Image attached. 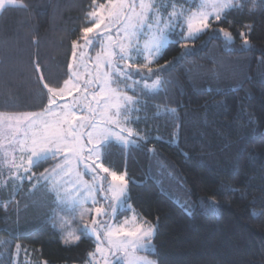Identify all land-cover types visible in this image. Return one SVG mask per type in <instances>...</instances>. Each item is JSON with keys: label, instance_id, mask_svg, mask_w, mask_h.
Instances as JSON below:
<instances>
[{"label": "trees", "instance_id": "1", "mask_svg": "<svg viewBox=\"0 0 264 264\" xmlns=\"http://www.w3.org/2000/svg\"><path fill=\"white\" fill-rule=\"evenodd\" d=\"M16 4L0 13V114L40 113L49 103L44 83L62 88L69 79L72 41L94 24L88 22L94 6L92 0ZM250 4L222 23L213 20L196 38L171 33L151 66L165 69L145 80L133 76L140 84L126 90L141 101L130 121L135 143L110 141L101 150L103 167L127 176L126 202L157 225L148 253L156 264H264V7L249 12ZM170 7L171 0L165 13ZM212 28L231 31L232 41ZM91 47L95 53L98 43ZM157 77L164 84L142 93L141 85ZM61 160L48 158L32 174ZM10 193L0 192V264H12L18 246L34 264L88 261L95 239L62 243L56 217L64 211L46 186Z\"/></svg>", "mask_w": 264, "mask_h": 264}, {"label": "snow or ice", "instance_id": "2", "mask_svg": "<svg viewBox=\"0 0 264 264\" xmlns=\"http://www.w3.org/2000/svg\"><path fill=\"white\" fill-rule=\"evenodd\" d=\"M5 3L16 6V0H0V9H2ZM94 10L88 13L89 23L95 19L96 22L91 27H84L81 29L82 38L85 45L91 47L94 46L96 41L100 39V36L108 35L111 29L108 31L101 32L102 26L105 25L104 12L107 11V20L109 23L113 20H118L119 24L123 26V31L129 35L127 44L120 43L119 51H116V43L109 38V46L105 47L104 55L106 59L103 61L104 66L109 69L107 73V79L109 84L121 83L127 80H131V84L124 83V89L135 91L139 85V80L133 79V76H139L141 80L151 78L156 72H161L165 69L166 65H160L158 68L153 69L148 65L154 62L155 58L159 56L161 49L167 42V34L175 30L176 25H180V31H184V27H187L183 39H193L199 34L209 30L212 24V18L215 17L217 23H222L227 20V14L230 11L243 12L247 3V0H199L197 10H191L185 8L183 4L178 5L175 0H171V11L164 14V10L169 7V0H139V11H137L136 0H107L109 7L106 8L105 4H101L99 9H95L96 0H92ZM185 3H196V0H185ZM19 7H27V5L20 4ZM264 7V0H251L248 11L253 12L257 7ZM98 17V18H97ZM151 21V22H150ZM231 25L233 21H228ZM147 27L150 35L145 40L143 48L140 47L139 41L135 44L132 43V35H144V28ZM250 27V26H249ZM120 31V28H117ZM223 33L226 41H232L231 31L225 28H212V34L216 35ZM245 36V33H241ZM249 40L245 36L244 45L247 46ZM80 45L78 41H72L73 55L75 56V50ZM187 50V45H184ZM141 51L147 53L145 59L147 63L143 65L126 64L121 67L117 61H132L133 59H139ZM132 52H136V57L131 55ZM99 59V57H98ZM170 63V62H166ZM37 71L40 70L37 64ZM69 69L72 68V64H69ZM144 69H147V73H144ZM41 81L44 77L41 76ZM91 84L92 82H87ZM164 84V80L157 77L151 85L144 84L141 92L145 89H156ZM43 87L47 89L49 93V105H56V97L63 96L65 92L71 94L72 87L70 86V80L64 81L62 88L50 87L47 83H44ZM110 94L114 97L115 102L110 105V114L106 119L105 123L108 126L104 129H98L96 125H92L93 131L100 139L96 145L88 149V154L91 156L95 154L97 159L102 156L101 150L105 147L106 143L110 142L111 136L114 134L124 144L133 143L130 139L135 133L131 130L128 131V137L120 136L119 133H113L110 131L111 127L115 125L119 127L121 120L120 117L124 116V123H127L130 119L129 116L124 115L125 112L139 111L135 108V105L141 103L138 97L128 96L126 93H121L119 89L110 90ZM85 95H87V86H85ZM73 110L72 105H65L63 108L64 117L63 119H57L54 121H48L46 119L40 120V128L33 132L30 140L25 135V139L18 141L20 144V151L22 153H31L28 156L29 167H24L23 164H16V158L13 154L11 160L8 159V154L4 153L3 159H0V177L3 176V169L5 167L9 170V176L6 179H0V188L7 187L9 181L13 182V190L10 195H14L15 191L18 190V185L15 181L23 182L31 166H36L40 162L46 161L50 156L59 155L63 148L66 154H76L78 156L77 163H85L86 168H91V165L87 163L85 157L80 155L84 151V145L80 142V136L75 132L74 126L68 119L69 113ZM170 112H175V109H170ZM50 109H45L44 113H28L24 114L23 117H15L19 121L22 119L28 122L29 127L36 128L37 117L44 115L47 116ZM3 114H0L2 117ZM14 117L9 116L8 119L12 120ZM73 119H76L73 117ZM69 124V129L66 130L63 125ZM93 131L88 132L89 140L88 143H92ZM124 129L120 128V132ZM17 142L15 136L13 137L12 143ZM23 160V157H21ZM94 163V162H93ZM67 167V164H57L52 169V174L55 175L57 171H63ZM104 172H109L107 168H104L102 164L97 165ZM21 168L23 171L21 172ZM93 171L95 169H92ZM49 169H45L44 172L40 173L38 180L43 178L47 181L49 177ZM113 183L108 186V189L104 192V199H108V192L112 193L111 201V214L113 217L117 215L118 209L126 204L127 200V188L126 180L124 175H118L116 172L110 173ZM30 179V178H29ZM119 182V183H117ZM39 185H33V190ZM79 187V185H77ZM101 188H97L93 185L92 191L99 194ZM92 202L97 203L95 196H91ZM88 198H85L84 203H87ZM5 208L7 207L8 201H5ZM80 200L78 197H74L70 200L60 198L57 195V205L63 211L74 213L76 208L79 206ZM90 212V210H87ZM97 217L107 216L108 211L105 208H96ZM75 222L73 216L71 220L61 219L59 223V230L63 233L62 243L65 246H71L78 244L82 239H90L95 235L96 240H101V231H104V238L107 240L109 249L108 253L114 257L112 264H155L154 261L149 260L147 257L136 256L135 253L141 250H148L153 247L151 238L155 233L157 225L151 224L147 219H142L139 214H136L135 219H125L122 224L113 225L108 221H100L97 218H93L91 224H84L83 226L77 224L75 228H72V223ZM56 227V225H54ZM65 229H68L65 231ZM80 233L77 235L76 233ZM19 247V246H18ZM97 253L102 256L105 255V250L98 243L95 252H89V257H94ZM117 253H123L122 256ZM106 258V257H105ZM107 259V258H106ZM48 264V262H45ZM86 264H96L94 260L87 261Z\"/></svg>", "mask_w": 264, "mask_h": 264}, {"label": "rangeland", "instance_id": "3", "mask_svg": "<svg viewBox=\"0 0 264 264\" xmlns=\"http://www.w3.org/2000/svg\"><path fill=\"white\" fill-rule=\"evenodd\" d=\"M105 5L106 8L109 7L107 3H105ZM136 5H137V11H139V0H136ZM99 6H95V9H99ZM195 10H197V7ZM169 11H171V7L169 8ZM167 13H165L164 11L165 15H167ZM104 16L106 20H105V25L102 26L101 28V32L108 31L109 28L111 29V31L109 32L108 35L102 34L100 36V39L96 41L98 43V49L95 51V53H92L93 52L91 51L92 47L85 45L84 40L82 38V40L78 43L80 46L77 47V49L75 50V56L72 55V61H71L72 68L70 69V77L68 80H70V86L76 85V87H72L70 95L68 92H65L63 96H57L55 98L56 105L50 106L48 103L46 109H50V112L47 116L41 115L37 117L36 128L29 127L28 122H25L22 119L18 123L15 117H23L24 114H16V115L3 114L2 117H0V159H3L4 153H7L8 159L10 161L14 154L16 158V164L18 165L23 164L24 167H29L27 161H28V156L31 153L30 152L26 154L22 153L20 151V144L18 141L24 140L26 134L30 140L33 132L41 127L39 124L40 120L46 119L50 122L57 119L62 120L64 117V112L62 111L64 106L65 105L73 106V110L69 113L68 119L71 121L72 125L74 126L75 132L80 136V142L84 145V151L80 155H83L85 157V160L87 161L88 164L91 165V168H86L85 163L78 164L77 163L78 156L76 154H66L62 148L59 155L50 156L49 158L60 157L62 160L58 164L60 165L67 164V167H65L63 171H57V173L53 175L52 169L55 167L54 166L52 169L49 170L48 175L50 178L47 181H45L43 178L38 180L37 178L39 177V175L32 174L33 166H31L30 171H28L27 176L24 177L22 183L20 181H15V184L18 185V190L15 191L14 195L20 190H22L25 185L28 186L29 192H33L34 191L33 185L38 184L39 185L38 187L46 186L49 192L54 194L56 202H57L58 194L62 199L70 200L74 197L79 198L80 204L76 208L74 213L64 211L61 212V214L57 215L56 225L58 229L61 219L71 220L73 216L75 217V222L72 223V228H75L77 224L81 226H83L86 223L91 224L93 218H97L100 221L106 220L108 221V223L113 225H119L122 224L125 221V219H129V220L135 219L136 214H138L131 207V205L126 202L124 206L118 209L117 215L115 217L112 216L111 204L109 203V201H111L112 193L111 192L107 193L108 195L107 200L103 198L104 192L108 189V186L113 183L112 177L110 175L111 172L109 171L106 173L100 167H97V165L101 164V158L97 159L95 154H92L91 156H89L88 154V149L95 146L97 141L100 139V137L97 136L93 131L92 125H96L98 129L107 128L108 126L106 125L105 121L108 118L110 111H114V110H110V105L115 102L114 97H112L110 94V90L119 89L122 94L126 93L128 96H130L126 92V89L123 88V85L124 83L127 84L132 83L131 80H127L121 83H111V84H109L108 82L107 73L109 69H107L104 66L103 61L106 59L104 55L105 47H108L109 51L112 50L111 47L109 46V38H111V40L116 43V51L118 52L119 44L120 43L127 44L129 35L123 31V26L119 24L118 20H113L111 21V23L108 22L107 11L104 12ZM213 20H215V17L212 18V21ZM92 21L94 23L96 22L95 19H93ZM118 27L120 28L119 32L117 31ZM175 30L180 31L177 25L175 27ZM174 31L169 32L167 34V42L165 43L164 47L161 49L159 56L161 55L162 51L167 47V45L170 43L171 39L169 35ZM186 32H187V27L185 26L184 33ZM144 33H145L144 35H139V34L132 35L130 37L132 43L135 44L138 40L140 47L143 48V44L145 40L148 39V36L150 35L147 27L144 28ZM131 55L133 57H136L137 54L136 52H132ZM146 55L147 53L141 51L140 58L138 60L133 59L132 61H117V63L121 67L125 66L126 64L143 65L147 63L145 59ZM159 56H157L155 60ZM154 62L150 63L148 66L151 67ZM145 70L147 69H144V71ZM89 81H91L92 83L88 84L87 82ZM85 86H87V95H85ZM141 86L144 87L143 84ZM145 90L154 91L156 89H145ZM44 111L40 113H44ZM132 113L133 111L125 112L124 115L130 117L129 121L127 123H124V116H121L120 117L121 123L119 127L113 125L110 131L113 133H119V135L123 137H128L129 130L135 133L130 126ZM9 116L14 118L12 120H9L8 119ZM73 117H75L76 119H73ZM63 127L66 130H68L69 124L65 123ZM120 128H123L124 131L120 132ZM90 131H93L91 144L88 143L89 140L88 132ZM14 136L17 142L12 143ZM136 138L137 135L134 134L133 136L130 137L133 143L124 144L117 138L116 135L113 134L111 136L110 141L128 146L134 144ZM21 157H23V160H21ZM92 169L95 170L93 171ZM22 171L23 168H21V172ZM85 175H87L88 178H86ZM118 175H124V178L127 182L126 188H127V197H128L129 184L127 181V176L125 174H118ZM8 176H9V170L7 167H5L3 169V176L0 177V179H6L8 178ZM77 185H79V187H77ZM93 185H95L97 188L102 189L99 192V194L92 191ZM37 188H35V190ZM4 190L7 193L9 191L12 193L13 182L9 181L7 187L0 188V192ZM93 195L95 196L97 203L92 202L91 196ZM85 198H88L87 203H84ZM96 208L107 209L108 215L97 217L95 211ZM87 210H90V212H88ZM67 230L68 229H65V231ZM104 231H106V229L102 230L100 233L101 235L100 241L96 240L95 235H93L92 237L96 241V246L99 243L100 246L105 250V255L102 256L101 254L97 253L94 257H89L88 261L94 260L96 264H112L114 257L108 253L109 246L107 240L104 238ZM60 234L62 237L63 233L61 232ZM76 234L79 235L80 233L78 232ZM153 237L154 235L151 238L152 245H153ZM153 250L154 247L148 250H141L136 252L135 255L139 257H147L149 260L154 261L148 255V253H152ZM117 255L122 256L123 253H117ZM34 263L35 261H32L30 259V255H25L19 247L16 248L12 258V264H34Z\"/></svg>", "mask_w": 264, "mask_h": 264}, {"label": "crops", "instance_id": "4", "mask_svg": "<svg viewBox=\"0 0 264 264\" xmlns=\"http://www.w3.org/2000/svg\"><path fill=\"white\" fill-rule=\"evenodd\" d=\"M6 7H14V5H10V4H7L5 3L4 7L2 9H0V13L2 12V10Z\"/></svg>", "mask_w": 264, "mask_h": 264}]
</instances>
